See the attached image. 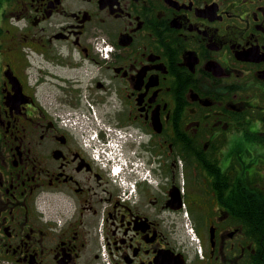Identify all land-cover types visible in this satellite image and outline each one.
Returning a JSON list of instances; mask_svg holds the SVG:
<instances>
[{"label":"flooded vegetation","instance_id":"obj_1","mask_svg":"<svg viewBox=\"0 0 264 264\" xmlns=\"http://www.w3.org/2000/svg\"><path fill=\"white\" fill-rule=\"evenodd\" d=\"M0 264H264V0H0Z\"/></svg>","mask_w":264,"mask_h":264}]
</instances>
